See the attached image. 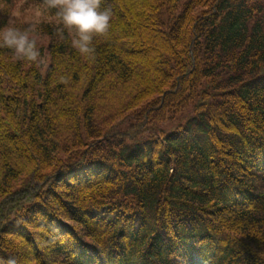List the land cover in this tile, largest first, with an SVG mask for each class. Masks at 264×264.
<instances>
[{"label": "trees", "instance_id": "16d2710c", "mask_svg": "<svg viewBox=\"0 0 264 264\" xmlns=\"http://www.w3.org/2000/svg\"><path fill=\"white\" fill-rule=\"evenodd\" d=\"M33 1L45 69L0 48V264H264V0H101L90 57Z\"/></svg>", "mask_w": 264, "mask_h": 264}, {"label": "clouds", "instance_id": "9594fccd", "mask_svg": "<svg viewBox=\"0 0 264 264\" xmlns=\"http://www.w3.org/2000/svg\"><path fill=\"white\" fill-rule=\"evenodd\" d=\"M47 6L57 9L63 29L74 33L71 41L81 55L91 56L95 48L94 36L103 35L110 28L111 14L101 9V0H47ZM34 28H20L12 21L0 25V48L10 49L17 59L37 62L40 51L31 35Z\"/></svg>", "mask_w": 264, "mask_h": 264}, {"label": "rangeland", "instance_id": "374dc122", "mask_svg": "<svg viewBox=\"0 0 264 264\" xmlns=\"http://www.w3.org/2000/svg\"><path fill=\"white\" fill-rule=\"evenodd\" d=\"M8 18L7 23L12 21L22 29L28 27L34 28L31 35L37 40L38 49L44 50V55L39 57L40 61L38 62L44 70L47 66L46 49L44 48L47 46V40H43L42 35L38 33L39 29L36 30V26L41 22H55L54 18L49 14V11L44 5L33 0H13ZM186 116H188V113L175 116L173 119L167 121L162 127L166 130H171L174 126L184 124Z\"/></svg>", "mask_w": 264, "mask_h": 264}]
</instances>
